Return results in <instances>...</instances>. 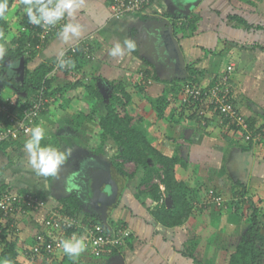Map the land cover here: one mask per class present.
<instances>
[{
	"label": "crops",
	"instance_id": "obj_1",
	"mask_svg": "<svg viewBox=\"0 0 264 264\" xmlns=\"http://www.w3.org/2000/svg\"><path fill=\"white\" fill-rule=\"evenodd\" d=\"M176 1L179 2L177 6L173 0H153L151 7L144 14L117 19L108 0H83L75 16L65 18V23L82 25L81 34L71 36L67 41L56 34L39 51L30 68L33 70L44 63L52 69L51 74L57 63L65 58L69 48L75 45H78V48L89 46L94 59L85 62L74 78L67 76L62 69L50 78L54 89L67 87L71 84V80L73 82L82 80L85 86L86 83L92 82L104 99L103 101L95 99L86 93L84 86H81L76 93H73L78 94L79 97L77 96L67 104L62 105L60 102L56 107L51 105L49 112L44 115V127L47 134L42 144L53 145L57 141L61 150L70 149L72 154L88 147L92 150L95 143L94 132L99 134V125L87 119L79 130H75L73 126L74 116L83 102L88 100L87 103L93 105L100 115L105 116L108 98L118 86L128 82H134L137 85L135 82H140L145 85V88H149L147 89L148 97L155 100L172 85L176 75L172 68L164 65L158 56L155 45L159 39L157 35L152 34V30H149V25L141 42L142 30L146 27L140 21H150L151 26H155L154 21L163 19L166 27L169 22L175 28V25L183 26L186 18L191 21L199 20L198 28L192 36L180 33L175 37L186 65L195 63L197 69L205 71L200 86H212L213 78H215L213 76L236 58L233 56L234 53L238 52V57L243 56L244 60H247L250 58L249 54L255 52L251 50L254 41L264 42L263 33L255 34V31L248 32L242 29L237 31L229 21L230 16L238 15L249 24L264 25V22H260L264 20V12H256L247 7L252 4L237 0H202L198 5L187 9L186 4L191 0ZM159 7L165 13L158 12ZM12 12L19 25V28L14 29L17 33L23 27L21 24L26 17L22 0L17 1ZM161 29L165 28L161 27ZM125 39L136 42L135 50L124 56H110L111 48ZM242 46L245 47L242 49ZM256 52L264 54V51ZM12 64L13 62L10 67L7 66L9 72L13 70ZM250 69L257 75L251 76V70H249L248 75L239 76L235 81L236 68L231 80L234 84V92L236 88L239 89L236 91L238 97L234 93L236 106L246 118L256 119L259 125L262 120L259 118L264 117L259 113L263 111L261 103L264 102V82L260 80L263 78L264 66L257 70ZM145 70L150 73L144 82L142 73ZM5 91L4 89L3 92ZM3 96H5L4 93ZM6 97L10 96L6 95ZM143 97L137 96L134 102L132 101L133 103L137 101L135 104L140 108L136 114L144 119L143 125L151 145L165 156L171 157L178 154L185 164L178 165L177 179L185 181L191 188L189 198L194 205L193 215L183 226L175 228L162 226L151 213L157 203L153 200L150 205L145 204V201L142 202V198L137 196L136 184H132L130 188L129 181H126L122 196L112 211L108 223L112 225L110 223L112 221L116 225L119 223L129 228L133 236L132 248L128 249L124 255L103 258H96L91 249L87 248L80 254L79 260L88 264H196L192 259L183 256L187 242L196 238L199 241L198 252L201 257L210 259L212 264H227L230 254L247 233V216L251 205L260 207L259 209L264 212V144L259 143L248 148L240 132L230 131L217 115L209 111L206 114L209 121L200 122L196 118L180 116V110L171 101V96L168 97L170 105L161 117L151 102ZM171 107L175 108L174 111ZM174 116H176L175 119H173ZM26 140L23 138L18 143L19 147L10 146L4 151L0 150V171H3L0 176V186L9 185L30 192L45 201L47 210H58L62 199L76 194L73 190L63 192L61 188H56L58 186L55 183V177L36 174L24 150ZM100 147L103 148L104 145L101 143ZM104 153L103 148L99 155H102V158H98L99 160L104 161ZM14 154L18 158L15 161ZM107 159L109 160L108 157ZM92 161L95 160L92 159ZM69 163L70 159L66 165ZM77 166L83 167V163L79 161ZM88 168L91 167L88 166ZM61 169L64 170V166ZM102 169L110 171V166L109 168L104 165L103 168L94 167L92 172L97 174ZM84 171L79 173L77 179L82 183L80 200L85 213H94L82 202V200L88 202V199L93 198L92 172L88 171L86 175L88 179L83 181ZM64 189H66L65 186ZM210 190H214L222 197V206L226 203L223 210H218L219 207L210 201L208 196ZM161 193H165L162 188ZM47 210L40 211L38 214L34 213L30 217H16L19 219V228L15 236L19 237V247L22 250L24 247H32L34 230L39 227V223L41 227ZM42 229L43 227L41 231ZM61 258L64 256L58 255L59 262L62 261ZM20 261L22 264H39L37 261H28L25 256H21Z\"/></svg>",
	"mask_w": 264,
	"mask_h": 264
},
{
	"label": "trees",
	"instance_id": "obj_2",
	"mask_svg": "<svg viewBox=\"0 0 264 264\" xmlns=\"http://www.w3.org/2000/svg\"><path fill=\"white\" fill-rule=\"evenodd\" d=\"M18 0H9L10 3V11L15 7ZM246 2L248 4H253L252 0H239ZM229 21H231V26L235 29H242L244 31L253 32L255 34H264V25H252L249 24L247 20L244 18L234 15L229 17ZM198 22L196 19L190 20L186 18V22L181 27L176 26L174 28L175 35L183 33L184 35L192 36L195 33V30L198 28ZM21 27L17 33L14 32L11 22L9 20H0V30H2L5 34V37L8 39L7 44V54L1 60V70L0 74V99L5 101V96H3V90H7L9 88L13 93V99H15V106H12L11 111L16 113L19 118L23 115V110L31 107V100L33 97L39 94L40 90L43 87L47 88L46 96L54 97L55 101L47 105V107H43L41 115L44 117L46 113L49 112L50 106L59 105V98L61 97L62 105L63 103L67 104L74 100L77 96L76 90L81 86H84L86 89V93L98 99L99 101H103V97L99 93L98 89L94 84L85 83L80 80L79 82H73L71 80V84L67 87L58 89L53 88L52 79L49 74L52 70L46 64L41 63L33 70L30 68V65L34 62L35 58L39 53L38 45V33L40 28L36 25L29 23L27 16L24 18V21L21 24ZM191 25V26H190ZM190 26V29H189ZM261 32V33H260ZM187 33V34H186ZM51 40H49L50 42ZM47 42L45 46L49 43ZM234 44V43H231ZM234 45H237L236 43ZM44 46V47H45ZM245 46H242V49ZM238 48V47H237ZM239 49V48H238ZM252 51H264V45L259 41H254L252 47ZM215 55L217 52H213ZM218 54H220L218 52ZM24 59L25 63V75L21 79L20 73L17 74L18 78L11 77L7 75V66L5 65L8 60L11 62L20 64L21 60ZM74 66L70 68L62 69L67 76L75 77V74L81 69L82 65L85 62L89 61L84 55L83 47L78 48L77 53L73 54L71 58H69ZM68 59V60H69ZM195 63H189L186 65L187 77L179 78L175 76V80L172 82V85L168 87L158 98L151 99L147 96L145 89V85L140 82L127 83L122 86H118L114 88V92L110 96L108 100V104L106 105V115L102 116L98 113L93 105H90L87 102H83L81 108L75 114L73 119V126L75 130H79L83 123L87 119H91L93 122L99 125V136L102 139V145L106 143L109 139H114L116 144L118 145V149L120 150L121 159L124 161H131L135 163L137 166L144 168L148 172V177L146 178V183H148L152 179L151 173L155 170L150 167L153 164H160L164 169V178L162 180V185H156L152 187V195L151 199L157 203L155 208L152 210V215L157 222H159L162 226L166 228H175L183 226L193 215L194 205L193 201L189 198L191 193V188L189 185L183 181L177 179V167L181 163H183L182 159L178 154L174 156H165L158 150H156L151 143L149 142L145 128L141 121L142 117L138 115H134L130 111V104L132 101L139 95H143L145 99L151 102L152 106L156 108V111L159 116H163L169 104L168 97H172L171 101L174 102V105L178 107L180 110L179 115L187 116L190 119H198L200 122L209 121L207 116H201L200 112L203 110L209 111L217 115L220 119L226 120L222 115L220 117L219 113L214 110L210 105L204 104L203 101H197L193 99L188 104H183L181 101V94L183 92V87L185 84L190 83L193 86H199L201 80L205 76V71L196 68ZM149 71L145 70L143 74V81L147 79L149 75ZM220 78V77H219ZM219 78H214V83H216ZM72 79V78H71ZM82 81V82H81ZM231 86V101L236 105L235 95H234V84L232 80H230ZM60 95V97L57 96ZM88 95V96H89ZM11 96V98H12ZM89 96V97H91ZM177 113V110H176ZM175 113V114H176ZM246 117V116H245ZM246 122L255 134L258 132L264 131V126L258 128L257 121L254 118H246ZM8 120L5 118L2 121V117L0 116V126L1 128L5 126H9ZM230 131L238 132V129L233 128ZM28 139V137H23ZM244 140V138H243ZM248 145V148H252L255 146L253 140H244ZM20 141L16 142H5L0 144V150H6L10 146H18ZM262 144V143H261ZM58 142L55 141L53 146L58 147ZM258 145V144H257ZM118 173L128 182L129 175H127L123 170L122 166L116 164ZM3 171H0V176ZM161 186L165 188V193H161ZM10 189L12 193L19 194L27 192L25 190H21L15 187H10L9 185H1L0 186V196L4 191ZM167 196H171L173 200V206L171 208H167L166 198ZM57 210V209H55ZM58 211L65 216L77 220H82L84 223L101 225L107 228H116L119 226V223L116 225L112 221V225L109 223L106 225L103 223L101 218L96 213H84L80 198L76 197V195H71L66 197L60 201V205L58 207ZM22 214V210L14 211L13 219H10L9 222L3 226L2 232L0 234V256L3 259H9L12 261V264H22L20 261L21 256H25L28 261H32L33 257L35 261L39 264H45V256H46V243L49 240V236L46 235L45 232H40L41 227L39 223V227L34 230L33 233V242L31 244L32 247H24L23 250L19 247V237L15 236L18 232V217ZM84 217L81 219V216ZM22 216V215H21ZM32 216V215H30ZM23 216V217H30ZM46 217V216H45ZM264 214L261 210L257 208L255 205H251L249 209V214L247 216L248 230L244 235L240 244L236 247V249L230 254L229 260L227 264H264ZM43 223V221H42ZM66 237H72L74 234L78 236H82L84 230L82 228H78L73 226L65 227ZM40 238H43L40 240ZM132 239L131 236L129 239L125 240L124 245L120 246H110L105 250H102L100 256H95L96 258L103 257H112L119 254H125L128 249L132 248ZM38 246L39 252H35L33 248ZM199 241L196 238L191 239L185 245L183 256L192 259L196 264H212L210 259H206L200 256L198 252ZM87 248L90 249L88 246ZM22 250V251H21ZM64 258H61L62 261L59 262L56 257L54 259L53 264H88L83 260H79L81 257L72 258L63 255ZM64 261V262H63ZM33 262V261H32Z\"/></svg>",
	"mask_w": 264,
	"mask_h": 264
},
{
	"label": "built area",
	"instance_id": "obj_3",
	"mask_svg": "<svg viewBox=\"0 0 264 264\" xmlns=\"http://www.w3.org/2000/svg\"><path fill=\"white\" fill-rule=\"evenodd\" d=\"M113 10L114 17L122 19L131 15L144 14L152 4L153 0H108ZM65 23V20L55 27L40 28L38 33L39 45L38 49L41 50L49 40H51L61 29V26ZM84 55L87 59H94V56L90 52L89 46L83 47ZM78 45L69 48L65 54L63 60L67 61L77 53ZM60 63H57L53 72L49 76L54 75L60 69L70 68L71 66L65 65V67H59ZM235 66H231L227 69L219 80L212 86H193L190 83L185 84L183 92L181 94V101L183 104H188L193 99L197 101H203L204 104L210 105L217 111L220 117L223 115L225 121L221 119V122L231 130L233 128L238 129L244 138V140H253L254 144L264 143V131L254 133L250 130L246 117L242 111L231 101V86L230 80L234 72ZM47 88L43 87L39 94L32 98L31 107L23 110L21 118L11 111L12 106H15V99L11 97H5V101L0 99V116L9 122V126L1 128L0 126V144L5 142L21 141L23 137H30V130L36 125L44 126V117L41 112L43 107L52 104L55 101L54 97L46 96ZM201 116H206L207 111L200 112ZM163 187V186H161ZM163 189V188H162ZM209 199L215 203L216 206H222L223 199L214 190L209 191ZM45 201L30 192H24L15 194L7 189L0 196V234L3 226H5L10 219H13V213L17 210H22V214L19 216H30L32 214H38V212L47 210ZM78 227L84 230L82 236L85 238L87 245L90 247L92 254L100 256L102 250H105L110 246L124 245L125 240L132 236L129 228L123 224H119L115 229L107 228L101 225H94L84 223L82 220L69 218L58 210H47L46 217L43 218L42 231L49 236V240L46 243V256L45 264H53L54 259L58 255H64L62 248H58L57 245L60 240L67 238L65 227ZM79 237L78 235H76ZM43 238H40L42 240ZM34 253L39 252L38 246L34 248ZM58 259V258H57ZM35 261L34 258H31Z\"/></svg>",
	"mask_w": 264,
	"mask_h": 264
},
{
	"label": "clouds",
	"instance_id": "obj_4",
	"mask_svg": "<svg viewBox=\"0 0 264 264\" xmlns=\"http://www.w3.org/2000/svg\"><path fill=\"white\" fill-rule=\"evenodd\" d=\"M83 0H22L23 11L27 16L29 23L41 26L45 29L57 26L60 21L66 17H74L77 10L82 5ZM9 0H0V20H8L11 15ZM82 31V25L79 23L67 22L61 26L58 36L65 41L71 36H79ZM8 39L0 30V59L7 54ZM136 48V42L131 39H125L122 43L117 42L110 50L112 57L124 56L131 53ZM65 65L74 66L69 59L61 60L59 67ZM47 130L42 125H36L30 130V138L24 143V150L28 154L29 163L37 175L44 177H58L61 168L66 165L72 156V150H61L59 147L51 144H42L45 140ZM78 173H72L65 181L66 190L71 191L77 188ZM62 248L64 254L69 257H78L86 251L88 245L83 236L72 237L60 240L57 245ZM0 264H12L9 259H3Z\"/></svg>",
	"mask_w": 264,
	"mask_h": 264
},
{
	"label": "rangeland",
	"instance_id": "obj_5",
	"mask_svg": "<svg viewBox=\"0 0 264 264\" xmlns=\"http://www.w3.org/2000/svg\"><path fill=\"white\" fill-rule=\"evenodd\" d=\"M237 1H239V0H237ZM252 1H254V3L252 5H248L247 7H249L251 10H255L256 12H259V11L264 12V0H252ZM173 2H174V4L176 6H177V3H179L176 0H173ZM255 4H256V6H255ZM180 7L181 6H179V8ZM160 8L161 7H159L157 9L158 12H161V14L162 13H165L163 11V9H160ZM12 10H11V13L12 14L9 16L8 20L11 22V26H12V28L14 30V29L19 28V25H18L16 19L14 18L15 16H14V12H12ZM149 14H152V13H149ZM263 17H264V15H263ZM157 20H159V19H157ZM140 22L143 23V26L144 27H146V29L144 28L142 30V35H141V40H140L141 42H142L143 35L145 37V35H146L147 31H148L147 26L150 25L149 30H152V34L156 36V35H158V32H159V30L157 29V26L164 25L163 24L164 23L163 19H161L160 22H155V21L153 22L154 23L153 25H155L156 27L155 26H151V23L152 22H150V21H145V22L144 21H140ZM260 22H264V20L263 21H260ZM262 44L264 45V42ZM157 50H158V48H157ZM237 54H238V52L237 53H234L233 56H235L236 58H233L225 67H223L221 69L222 70L221 72L216 73L213 77H215V78L218 77L219 78L220 76H222L224 74L223 71L227 70L231 66H235L234 71L237 68V74L235 75L234 80L236 81V79L239 76H244L245 74L248 75L249 70H251L250 68H254V70H257L259 67L264 66V54H261V53L256 52V51L255 52H252L251 54H249L250 55V58L247 59V60H244V57L243 56L238 57ZM158 56H159L160 60L164 63V65L167 66V64L164 62L161 54L159 53V50H158ZM1 60L2 59H0V62H1ZM152 61H153V57H152ZM10 64H11V61L8 60L5 65L10 67ZM12 65L14 66L13 67V70L14 71L13 70H10V72H9V70H7V73L6 74L9 75V76H11V77H15V78L17 77L18 78L17 74L19 73L18 72L19 65L17 63H14V62H13ZM1 73H2V70H1V67H0V74ZM250 74H251V76H256L257 75L256 72L253 71V70L250 71ZM233 75H234V73L232 74L231 77H233ZM262 76H263V78L260 79V80L264 82V73L262 74ZM90 83H92V82H90ZM147 89H149V88H145L144 90L146 91L147 96H149L148 95V93H149L148 91L149 90L147 91ZM236 91H239V89L236 88V90H235V95L237 96V92ZM113 92H114V90H113ZM113 92H111V93H113ZM3 93H4L5 97H6V95L11 97L13 92L9 88H7V90L5 92H3ZM57 96L60 97V95H58V94H57ZM139 96H141V95H139ZM61 97L59 98V103L62 102ZM12 98H13V96H12ZM109 98H110V96H109ZM143 98H145V97H143ZM87 102H88V100H87ZM133 102L130 104L129 107H130V111L133 114H136V111H138V109H140V108L138 107V105L135 104L137 101H135V103H133ZM261 108L263 109V111H259V113L262 114V115H264V102L261 103ZM174 109L175 108H172L173 111H174ZM175 117L176 116H174L173 119H175ZM263 118L264 117H260L259 118V119H262V120L259 122V125H257L258 128L261 127V126H264V119ZM143 123H144V119L141 121V124H143ZM143 127H144V125H143ZM94 133L95 134H94V138L93 139H94L95 143H94V146L92 147V150L88 147L87 149H84L82 151L79 150V151H76L75 153L72 154V156L70 157V163L67 164L66 166L64 165V168L65 169L64 170L61 169L60 172H59L58 177H55V183L58 186L56 188H61V190L63 192L66 191V189H64V186L66 188L65 181L67 180V178L69 177V175L72 174V173H78V178H79V173H82L84 170H85L84 171V176L82 177V179H83V181H87V180H85V179H88V178H86V175L88 174V171L89 172L90 171L92 172V169L94 167H96V168H103V165H104V166H106V167L109 168V166H110V169L109 170L110 171H114L116 173V172H118V169H117V167L114 164L119 163V165L122 166L121 167L122 170L127 175H129V177H130L129 178V182H128L130 184L129 187L131 188L132 184L133 185L136 184V186L138 187L137 196H139V197L142 198V202L145 201V204H149L150 205L152 203V199H151L152 187L153 186H156V185H162V180L164 178V175H163L164 169H163V167H161L160 164L155 165L153 167V164H151L149 168L152 167L153 169L155 168V170L153 171V173H151L152 179L148 183H146V178L148 177L147 170H145L144 168H141V167L137 166L135 163H133L131 161H124L123 159H121L120 150L118 149L119 147H118L117 144H115L116 142H115L114 139H109L106 142V144H104V147H103L104 150H105L104 157H103L104 158V161H101L98 158H100V159L102 158V155L99 156L100 153H101V151L103 150V148L100 147L101 146V143H102V139L100 138V136L98 135L97 132H94ZM81 148H83V147H81ZM99 150H101V151L98 152ZM96 152H98V153H96ZM107 157L109 158V160L107 159ZM17 159H18L17 158V155L14 154L13 160L15 161ZM92 159H94L95 161H92ZM79 161H81L83 163V167H81V166L78 167L77 166V162H79ZM93 162H94V165H92ZM18 163H20V162H18ZM88 166L91 167V168L89 169ZM92 166H94V167H92ZM77 184H78L77 188L76 189H73V191L78 196V198H80L81 197L80 188H81L82 183L77 181ZM161 188H163L164 191H165V188L164 187H161ZM58 191H59V189H58ZM84 201L82 200V202L86 205V207L87 208H91L90 205H89V203L88 202H84ZM225 206H226V203L222 207H219L218 210H220V209L223 210L225 208ZM154 208H155V206H154ZM259 210H261V209H259ZM261 211H263V210H261ZM83 217H84V215L81 216V219ZM263 220H264V218H263ZM22 237H23V235H22ZM26 244H27V242H26ZM23 259L24 258H22V260ZM2 260H3V258L0 256V261H2Z\"/></svg>",
	"mask_w": 264,
	"mask_h": 264
},
{
	"label": "water",
	"instance_id": "obj_6",
	"mask_svg": "<svg viewBox=\"0 0 264 264\" xmlns=\"http://www.w3.org/2000/svg\"><path fill=\"white\" fill-rule=\"evenodd\" d=\"M201 1L202 0H191L186 4L187 9H191ZM160 20L161 19L156 22H160ZM163 24H165V22ZM161 27L165 28L166 26H157L159 30L157 37L159 41L155 46L158 48L164 62L172 68L173 73L179 78H186V60L175 37L174 28L169 22L168 27L165 29H161ZM18 72L22 79L25 75L24 59H22L19 64ZM92 181L93 187L91 186V194L93 198L87 201L94 213L98 214L103 223L107 225L112 211L122 196L126 180L118 173L102 169L97 174L92 173ZM166 205L168 209L173 206L171 196L166 198Z\"/></svg>",
	"mask_w": 264,
	"mask_h": 264
}]
</instances>
